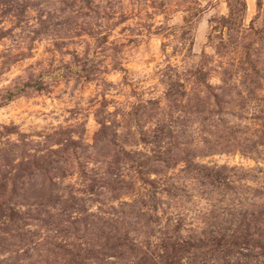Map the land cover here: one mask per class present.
Returning a JSON list of instances; mask_svg holds the SVG:
<instances>
[{
  "label": "rangeland",
  "instance_id": "rangeland-1",
  "mask_svg": "<svg viewBox=\"0 0 264 264\" xmlns=\"http://www.w3.org/2000/svg\"><path fill=\"white\" fill-rule=\"evenodd\" d=\"M0 264H264V0H0Z\"/></svg>",
  "mask_w": 264,
  "mask_h": 264
}]
</instances>
